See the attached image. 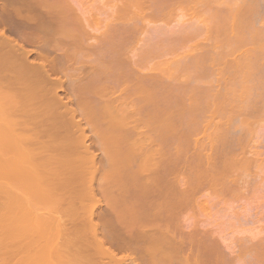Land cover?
<instances>
[{"label":"bare ground","instance_id":"bare-ground-1","mask_svg":"<svg viewBox=\"0 0 264 264\" xmlns=\"http://www.w3.org/2000/svg\"><path fill=\"white\" fill-rule=\"evenodd\" d=\"M9 1L6 0L8 9L0 2V10H3H1L2 13L5 12L0 14V24L8 26L9 20L8 22L6 20L9 18L6 17L10 16V22H14V35L19 42L10 37L4 29L0 30V264H107L108 262L113 264H264V12L261 13L264 11V0H112L113 5L111 0H105L106 5L103 4L105 6H102V9L111 4L113 11L112 13L109 11V14H112H108L112 16L111 22L107 18L106 21L109 24L106 22L103 24L105 29L103 28V31L101 29L102 32H96L100 29L98 30V27L92 24L93 22H89L93 15L90 17L91 15L87 14H93L94 7L88 8L92 11L89 12L86 9L87 2H84L85 11L81 8L85 6L82 2L84 0H22L21 3L18 1L21 4L19 7L22 6L24 10L34 13L32 17H20V19L16 18V15L13 16V13L19 11L17 6L10 7L17 5L18 2L13 0L12 5H8ZM107 1L111 2L107 5ZM258 9L262 11L259 12ZM82 12L83 17L80 16ZM5 14L6 20L3 19L4 16L2 17ZM176 15L184 19L185 24L180 23L182 19ZM176 19L180 20L177 22ZM187 20L190 21L189 24ZM158 22H162L163 25L161 23L158 25ZM170 23L171 26L174 25L173 23H180V26L177 24V28L174 29L175 24L172 29L169 26ZM18 25L28 30L23 31L21 27L18 30ZM94 27L96 30L93 29ZM7 29L11 28L9 29L8 26ZM49 39L52 40V44L49 41L46 42ZM193 39L197 40L191 43L192 45L186 46L188 50L179 57L187 61L181 59L183 62H180L181 60L178 61L175 56L177 61H157L156 64L153 63L154 66L150 65L143 69L139 60L138 62L128 59L130 57L161 58L179 42L180 45L186 44ZM24 45L35 48L33 52L37 54L36 63L30 65L28 58L32 50H26ZM50 49L56 50L53 52L58 54L48 57V54L52 52ZM84 51L85 53L82 54ZM55 58L66 60L58 61ZM78 58H84L85 63L87 62L85 59L89 58L93 61L94 58L96 62L94 60L92 63L98 70L95 71L96 67L92 68L93 70H90L91 68L88 69L89 71L87 68L85 70L84 65L88 67V62L82 65L83 63H79L82 60L77 63ZM97 58H106L104 60L107 64L110 61L111 64L108 65L111 69H113L112 62H118L122 69L121 74L118 76L112 74L117 76L116 78L107 75L110 79L104 77L103 80L101 75L104 73L99 68L102 67L105 70L108 65L101 66ZM205 58H208V61ZM68 61L69 63L74 61L78 66L82 65L84 70L80 66L74 69L79 68L81 72L74 71L72 68L74 63L67 64L72 72L68 71L67 66L66 72L64 67L58 68L63 62ZM96 63L100 66L98 67ZM57 64L60 65L57 66ZM191 67L198 68V71L196 68H194L195 71L193 69L198 73L192 75L195 78L192 84L194 83L195 86L193 85L191 89L192 84L189 85V79H186L188 81H186L187 85L185 82L186 86L173 87L170 81L184 75ZM56 69L64 72L66 76L69 72L72 73L66 78V80L71 78V85L69 80L67 83L72 87L69 90H73V92L70 90L72 97L70 95L71 98L69 97L67 102L72 100L76 104L78 113L83 117L90 110V101L95 104L99 100L98 104H100L101 100L102 102L107 100L104 101V105L119 102L120 100L117 99L119 93L122 94L121 100L125 101V104L121 103L123 105L127 103L131 106L133 102L138 105L139 102L140 107L145 101L148 108L152 110L154 108L153 111L156 113L161 112L159 120L164 119V123L161 122V124L171 129L164 132L166 133L164 139L174 136L176 139L181 137L179 140L184 141V144L179 141L180 144L178 142L175 146V149L177 147L175 152L182 149L177 157L178 163L177 160L174 161L177 164L173 166L178 164L180 166H177L178 169L172 168L171 164H167L168 159L163 163L165 167L161 165L163 169L160 170L161 173L157 172L160 169V166H157L158 162L157 165L156 163L149 165L150 168L142 166L144 170L139 166L136 167L137 169L134 168L137 173L132 169L131 177L137 174L138 179L132 178V180L137 179L136 183L145 185L141 181L145 177L140 171L146 174L152 169L151 172L154 174V167L157 166L156 172L158 175L162 174L163 180L167 182V188L166 184L163 186L165 190L154 188L152 184L156 183V178H153L154 183H150L151 186L146 181L149 187L139 185L143 188L139 189L140 192L143 191L139 194L140 197H137L139 201L137 198V201L129 199V203L128 199L118 196L120 198H116L115 206L105 204L104 209L100 208L97 193L93 188L96 174V166L93 164L94 154L85 144L86 138L81 133L83 128L80 122L74 121L76 113L71 112L69 102L63 101L56 93L61 90V87L59 86L55 91L52 89L53 80L50 78V72L54 70L56 73ZM142 70H147V73ZM83 71H86L85 78L82 75ZM203 72H206L209 78L208 82L204 81L207 84L206 87L200 86L202 81L196 82V78L201 77L200 73L205 74ZM164 77L165 83L162 80ZM162 82L167 85L165 86L168 90L165 91L162 88L165 87L164 85L160 86L159 83ZM113 83L115 84L112 85ZM116 84L121 86L120 89L115 88L118 92L117 96L115 94L117 92L114 91ZM158 85L164 91L158 90ZM108 87L113 89L114 96L112 92V94L106 93V90L104 94L101 93ZM157 92L162 96H166L167 93H169L167 96L172 95L171 103L174 106L169 102L171 104L169 106H156L159 110L161 108V111L155 109V104L158 105L156 100L154 101L155 96L159 95ZM90 94L94 98H88ZM99 94L103 99L99 98ZM129 94H140L137 97L140 100L141 96L142 99L138 101L134 96L132 102ZM183 94L188 95L187 104H190L187 105L182 101L183 96L187 98ZM104 95L107 97L105 98ZM178 101L183 102L184 109L178 107L182 104ZM174 103H177V106ZM170 106L176 109L172 112L171 109H163ZM42 110L50 111L51 116L45 118ZM166 112H170L171 116ZM173 112L175 116L183 112L179 117L180 120L181 116L187 117V120L183 118V121L181 120L184 125L178 121V116L176 123L173 122L176 119L172 115ZM30 117L38 118L39 122L32 127L20 125ZM168 118L173 119L169 120L172 125L181 124L185 128L187 123L189 125L191 122L192 127L187 126L185 130L188 134H186L181 126L170 125ZM85 125L93 127L92 122L86 117ZM116 126L121 125L116 124ZM175 131H180L179 137L177 132L175 135ZM190 131L196 137H193ZM189 133L194 138L193 142L189 143L191 145L188 144V141H192ZM47 134L49 136L45 137ZM160 134L158 133L160 138H157V141H147L163 142ZM112 140L98 139L99 143L104 144L103 151L109 157L114 155L109 150V146L118 141ZM68 141L66 145L63 144ZM122 141L119 140L117 143ZM108 143H110L109 146ZM181 145L188 149L184 146L180 147ZM54 149L57 153L50 155L49 152ZM186 152H190L187 154L190 159ZM11 153L16 156H8ZM83 162L87 164L79 167ZM131 168L133 167H129V170ZM138 169L141 170L138 171ZM66 172L69 173V177L58 179L56 182L62 187L61 189L43 185L48 178L45 177L47 174L55 177ZM141 173L143 179H139L138 175L141 177ZM12 179L19 180L20 190L9 186ZM99 192L106 198L107 194L103 190ZM44 196H47V200H50L52 204L46 205L43 209L36 208L34 200ZM154 197H162V204L158 203L155 206L152 200ZM239 199L243 200L242 204ZM84 200L90 203L84 204ZM210 200L215 201L210 202ZM220 200H229V202L238 200L241 204L236 211L234 208V210L229 209L228 216L230 215L229 218L233 221L229 226V233L232 235L227 237L228 239L223 231L221 233L219 229L214 231L215 228L211 229L212 227L211 230L207 229L209 224H204V226L207 225L204 227V221L199 220V217H205L211 213L209 207L212 204L207 202H215L214 204L217 205V201ZM117 205L127 209L129 218L132 220L122 219L123 215L115 210ZM205 206H209L207 210ZM204 208L210 213L204 212ZM241 208L243 213H237ZM96 210L99 211L96 212ZM191 217L192 222L191 219L189 220ZM234 220H240L246 225H257V227L252 230V227L249 229L245 226L249 230H245L241 238L238 236L241 231L237 232L236 226L233 227ZM125 221L129 222H127L128 228L123 227ZM131 221L132 225L136 223L132 226ZM172 222L177 223L170 227ZM112 226L114 233L111 232L113 229H110ZM117 226L126 229L125 231L124 229L116 230ZM172 228L174 231L171 230ZM53 229L62 230L63 233L52 236L45 234ZM122 231L126 233L125 236L121 235ZM234 232L235 235H233ZM65 242L68 243L66 252L60 251ZM136 242L140 247L135 245ZM106 243L114 244L115 248L111 250L112 246L106 247ZM220 244L225 245L226 249H223L227 254L224 250L222 252ZM134 248H137L136 251ZM115 249L127 250L129 253L118 257ZM134 252L139 255V258ZM133 253L136 257L132 256Z\"/></svg>","mask_w":264,"mask_h":264},{"label":"rangeland","instance_id":"rangeland-1","mask_svg":"<svg viewBox=\"0 0 264 264\" xmlns=\"http://www.w3.org/2000/svg\"><path fill=\"white\" fill-rule=\"evenodd\" d=\"M7 1H9V0H7ZM22 2V0L20 1V0H15V2ZM24 1V0H23ZM79 1V0H78ZM102 1V2H101ZM104 1L105 0H84V1H82L83 3L85 2H87V8H86V4H85V6H83V7H81V8H84V11H85V8L89 11V9L88 8H93V14L91 13V14H87V15H91L90 17H92V15H93V17L92 18H90L91 19V21L89 20V18H88V20H89V22H93L92 24L94 25V26H96V28L98 27V30L99 31H96V32H102L105 28H104V26H103V24L106 22V23H108V21H106L107 20V18H108V20L111 22V19H112V16H109V15H112V14H109V11H110V13H112L111 11H113V6L111 7V4L113 5V1H116V0H111L110 2H111V4H109L110 2H108L107 1V5L109 4V7H105L104 8V10L102 9V6H103V4H105L104 3ZM0 2H2V6L4 7V5H5V7H6V0H0ZM3 2L5 3V4H3ZM11 2V3H10ZM14 2V4H16ZM17 3V5H12V3H13V0L11 1H9V2H7V4L8 5H12V6H10L11 8H13V7H16L17 6V9H19V11L18 12H15V13H13V16H15L16 18H18V19H20V17H22V18H25V17H30L31 15L33 16L34 15V13L32 14V12H28V11H26L27 9H23V7L21 6V7H19L21 4L20 3ZM79 3V2H78ZM20 4V5H19ZM80 4V3H79ZM84 4H82V5H84ZM7 5V6H8ZM81 5V6H82ZM106 5V4H105ZM104 5V6H105ZM1 6V7H2ZM80 6V5H79ZM101 6V7H100ZM103 6V7H104ZM9 7V6H8ZM9 7V10H11V8ZM114 7H115V4H114ZM7 8V7H6ZM22 8V9H21ZM110 8H112V10L110 9ZM260 8L263 10V7H261L260 6ZM3 9H5V8H3ZM8 9V8H7ZM109 9V10H108ZM260 9V11H262ZM2 10V9H1ZM0 10V14H4L5 12H3L2 13V11ZM21 10H22V12H21ZM81 10V9H80ZM114 10H115V8H114ZM88 11H86V13L88 12ZM95 11V12H94ZM258 11H259V9H258ZM259 11V12H260ZM81 12V11H80ZM89 12H92L91 10L89 11ZM264 11H262L261 13H263ZM17 13V14H16ZM18 13H19V15H18ZM27 13V14H26ZM261 13H259V15H261ZM7 14V13H6ZM6 14L5 15H2V17H3V19H5L6 20V18H9V19H7L6 21L8 22V20H9V29L12 31H10V30H8L7 28H8V26L6 25L7 24V22H6V26H4L3 24H0V30H2V29H4L6 32H7V34L10 36V37H12V38H14L15 39V41L17 40V42H19V39L17 38V37H15V35H14V32H13V29H14V22L12 21V19H11V21L12 22H10V16H7L6 17ZM109 14V15H108ZM264 14V13H263ZM8 15V14H7ZM25 15V16H24ZM27 15V16H26ZM180 15V14H179ZM31 16V17H32ZM80 16H84V13L82 12V15H81V13H80ZM176 16H178V15H176ZM181 16V15H180ZM189 16V15H188ZM187 16V17H188ZM263 16V15H262ZM1 17V16H0ZM6 17V18H5ZM88 17V16H87ZM175 17V16H174ZM179 17V16H178ZM21 18V19H22ZM86 18V17H85ZM84 18V19H85ZM180 18V17H179ZM189 18H190V16H189ZM180 19H182V18H180ZM180 19H176L177 20V22H178V20H180ZM185 19H186V17H185ZM82 20H83V18H82ZM105 20V21H104ZM176 20H174V21H176ZM186 21V20H185ZM84 22V21H83ZM171 23H172V21H170ZM184 23V19H182L181 20V22L180 23ZM187 22H188V24L190 23V21H188L187 20ZM12 23V24H11ZM134 23H137V22H134ZM159 23H161V25H163L162 24V22H158L157 24L159 25ZM171 23L169 24V26H170V28H172L173 26H175V24L176 23H173L172 25L173 26H171ZM179 23V24H180ZM91 24V23H90ZM91 24V25H92ZM109 24V23H108ZM133 23H131V25H132ZM178 24V23H177ZM177 24H176V27H173L174 29L175 28H177ZM178 24V25H179ZM185 24V23H184ZM188 24L186 23V26H188ZM130 25V26H131ZM154 25V24H153ZM156 25V24H155ZM16 26V25H15ZM105 26H107V25H105ZM180 26V25H179ZM184 26V25H183ZM7 27V28H6ZM18 30L20 29V27H21V30L23 29V31H27L28 29H24V27H22V26H20V25H18ZM91 27H93V26H91ZM96 28L94 27L93 29L94 30H96ZM104 28V29H103ZM172 28V29H173ZM101 29H102V31H101ZM8 30V31H7ZM15 30H17V28L15 27ZM14 35V36H13ZM201 37V36H200ZM48 38V37H47ZM199 39H201V38H199ZM195 40H197V39H193V40H191V41H189V42H185L186 44H184L183 42V44H177L178 45V47H177V45L174 47L173 46V51L171 50L170 52H166V54L165 55H162L161 56V58H128V59H130V60H133V61H138L139 63H140V66L144 69H146V68H148V67H150V65H152V66H154L153 65V63L154 64H156V62L157 61H168V60H176L177 58V60L179 61V60H181V59H183V58H179L181 55L183 56V54L182 53H184L186 50H188L187 48H186V46H190V45H192L191 43H194V41ZM49 41V43H51V41H50V39L49 40H47L46 42H48ZM88 42H91V41H88ZM52 44V43H51ZM180 46V47H179ZM24 47L26 48V50H32V53L30 54V56H29V58H28V60H29V62H30V65H32L33 63H36L37 62V58H36V56H37V54H36V52H33L34 50H35V48L34 47H32L31 45H24ZM183 47H185V48H183ZM54 49V48H53ZM51 50V49H50ZM52 51V50H51ZM53 51H56V50H53ZM50 52L49 54H48V57H49V55H50V57L51 56H53V55H55L57 52ZM35 53V54H34ZM85 53V51L82 53V54H84ZM58 54V53H57ZM80 55H81V53H79ZM78 54V56H80ZM171 54V55H170ZM181 54V55H180ZM130 56H131V54H130ZM177 58H176V57ZM175 57V58H174ZM53 58V57H52ZM174 58V59H173ZM48 59H50V58H48ZM54 59V58H53ZM56 59V58H55ZM60 59H62V58H58V59H56V60H60ZM70 59H72V58H70ZM70 59H68V60H70ZM75 58H73L72 60H74ZM104 59H106V58H104ZM103 58H97V61L99 60L100 61V65L102 66V65H110L111 64V62L109 61V63L107 64V62H106V60H104ZM55 60V61H56ZM62 60H64V59H62ZM66 60V59H65ZM64 60V61H65ZM72 60H70V61H72ZM77 60V63L79 62V60H84V58H82V59H80V58H78V59H76ZM75 60V61H76ZM87 62H88V67H87V65H84V61L82 62V61H80L79 63L81 64V63H83L82 65H84V69L86 70V68H87V70L88 69H90V70H93V69H95V67L96 66H94L93 65V61L95 60L94 58H93V61H92V59H89V58H87V59H85ZM91 60V61H90ZM105 61V63H103L104 61ZM108 60H110L109 58H108ZM176 60V61H177ZM205 60H207L208 61V58H205ZM54 61V62H55ZM89 61L91 62L90 63V66H89ZM99 61H98V63H99ZM183 61H187V60H184L183 59ZM182 60L180 61V62H183ZM87 62L85 63V64H87ZM95 62H96V60H95ZM56 63V62H55ZM60 63H61V61H60ZM65 62H63L61 65H63V66H61L60 64H57V66H59L58 68H62L63 69V67H64V72H66L65 71V67L67 66L68 67V71H71L70 70V68H69V65H70V63L71 64H73L74 63V61H73V63L72 62H70L69 63V61L67 62V63H65ZM69 63V65H67ZM77 63H74L73 64V66L74 67H72V66H70V67H72L73 69L74 68H77V67H80L81 66V69H82V65H80L79 64V66H78V64ZM130 64L132 63V62H129ZM185 63V62H184ZM183 63V64H184ZM97 64V63H96ZM138 64V63H137ZM159 64V63H158ZM182 64V63H181ZM49 65H50V62H49ZM48 65V66H49ZM52 65V64H51ZM65 65V66H64ZM93 65V66H92ZM99 64H97V66H98ZM99 65V66H100ZM108 65V67H109V69H106V68H108V67H104L105 68V70H103V68L102 67H100L99 68V70L100 69H102V70H100V71H102L104 74H102L101 75V73H100V75L103 77V80H104V77H107V75H110V76H114V75H116L117 74V76H118V74H121V72H122V69H120L121 67H120V64L118 63V62H112V66H113V69H111L110 68V66ZM98 66V67H99ZM111 66V67H112ZM49 69H50V66L48 67ZM93 68V69H92ZM194 68H196V67H194ZM193 67H191V68H189V70L187 71V73H185L184 75H180V76H178V78L177 79H175V80H173V81H170V82H172V84H173V87L175 86V87H178V86H180V87H178V88H182L181 86H183V85H185V82L187 81L186 79H189V85L190 84H192V82H193V80H195V78L192 76V75H194V73H196V72H194L196 69H197V71H198V68H196V69H194ZM72 69V70H73ZM84 69H82V70H84ZM193 69H194V71H193ZM51 70H52V68H51ZM50 70V71H51ZM61 70V69H60ZM76 69H74V71H75ZM78 71H80L79 70V68L77 69ZM76 70V72H78ZM81 70V71H82ZM98 69H97V67H96V70L95 71H97ZM108 70V71H107ZM120 70H121V72H120ZM149 70V69H148ZM205 70H207V69H205ZM58 71H59V69H58ZM58 71H57V69H56V73L54 72V70L52 71V72H50V78H51V80H53V85H52V89L55 91L57 88H59V86L61 87V90L59 91H56V93H57V95L58 96H60V98H62V100L63 101H66V103H68L69 105V107H71V112H75L76 113V115H75V117H74V121L75 122H77V121H79L80 122V124H81V126H82V131H81V133H82V135L86 138L85 139V144L86 145H88V149H89V151L90 152H93V154H94V161H93V164L96 166V174H95V178H94V182H93V188H94V190H95V192L97 193V196H98V199H99V203H100V205H101V209H104L105 208V204H111V205H113V206H115L116 204V198L117 199H119L120 197L122 198V199H128V202L130 203V201H129V199H132V201H133V199H135L136 200V198L137 197H140V195L139 194H142V190H141V192H140V190L139 189H141L140 188V186L139 185H141L142 183H140V182H138V183H136L135 181L138 179L136 176H137V174H136V176H135V174H134V176L135 177H133V175H132V177H131V174H132V172H133V170L132 169H134V168H136V167H138L139 166V168L141 167L142 168V166H147V167H149V165H151L152 163H156L155 165H157L158 164V162H159V164L157 165L158 167L160 166V169L159 170H157V172L159 171V173H161V165H162V167L164 166V164L163 163H165V162H167V160H168V162H167V164H171L172 166L173 165H175V163L177 162L178 163V160H179V158H177V157H179V153L181 154V149L179 150V151H177L178 152V154H176L177 152H175L176 150H177V147H176V149H175V146H176V144L179 142V141H181V140H179L180 138H177L176 139V137H174V136H171V138H170V136L169 137H166L165 139H164V137H165V135H166V133H164V132H167V131H171V129H169V128H167V127H165V126H163V124H161V122H163L164 123V119L162 120V121H160L159 120V113H161V112H159V113H156V112H154L153 110H154V108H153V110H152V108L150 109V108H148V105L145 103V101H143L144 103H145V105H144V103H143V107L142 106H140L139 107V102H138V105H137V103H136V105H135V102H133L132 101V99L134 98V96H138V95H140V94H137V95H130V97H129V95H128V97L131 99H129L130 101H132L133 102V104L135 105V106H133V104H131V106L129 105V104H127L126 103V105H123V104H125V101L123 102L122 100H121V97H120V95H122L121 93H119L118 94V92H117V89H116V91H115V88H119L120 89V87L119 86H117V84L115 85V87L114 86H112V88L114 87V91L115 92H117V93H115L116 94V96H117V94L119 95L118 97H117V99H119L120 101L119 102H112L111 104H109L108 103V105H104L103 103H104V101H107V100H104L103 102H102V100L101 99H103V98H101L102 96L99 94V98H101L100 100V104H98L99 103V100H98V103H92L91 101H90V103H91V105L89 104V107H90V110H89V112H87L88 114H86L85 115V117H86V119H88V120H90L91 122H92V124H93V127L92 128H90V127H86V125H85V117H83V115H80V113H78V111H77V107H76V104L74 103V102H72V100H69L68 102H67V100L69 99V97H70V95H71V97H72V93L70 92V90L72 89V87L71 86H69L68 85V83H67V81L69 80V82H70V80H71V78H69V79H67L66 80V78H67V76H69L70 74H72L71 72H69V75H67L66 76V74H64V72H61V71H59V73H58ZM63 71V70H62ZM80 71V72H81ZM89 71V70H88ZM111 71V72H110ZM116 73H115V72ZM186 71H184V72H186ZM200 71V70H199ZM54 72V73H53ZM142 72H144V73H147V70H142ZM158 72V71H157ZM183 72V73H184ZM200 72H202V70L200 71ZM74 73V72H73ZM84 73H86V71H83V74L82 73H80V74H82L83 75V77H84ZM93 73H94V71H93ZM150 73H152V72H150ZM203 73H205L206 75H207V73L206 72H203ZM52 74H53V76H52ZM75 74H78V73H75ZM79 74V75H80ZM112 74H114V75H112ZM198 73H196V75H197ZM205 74H201L200 73V75H201V79L200 78H198V79H200V80H198L197 78H196V82L198 81V82H200V81H202V82H200V86L202 87V86H207V84L204 82V81H207L208 82V75L207 76H205ZM149 75H151V74H149ZM161 75L163 76V73H161ZM86 76V75H85ZM110 76H108L106 79H110ZM117 76H114L115 78L117 77ZM148 76V75H147ZM65 77V78H64ZM87 77V76H86ZM102 77H100L101 79H102ZM81 78H82V76H81ZM85 78V77H84ZM163 78V77H162ZM161 78V79H162ZM121 79H122V77H121ZM123 81H125L124 79H122ZM163 81H164V83L166 82L165 81V77H164V79H162ZM55 81V82H54ZM188 82V81H187ZM187 82H186V85H187ZM54 83H55V85H54ZM71 83L72 82H70L69 84L71 85ZM163 83V82H162ZM162 83H159L160 84V86H162V85H166V84H162ZM201 83H204L203 85L201 84ZM77 83H75V85H76ZM115 83H113L112 85H114ZM168 84V83H167ZM172 84L170 83V85L172 86ZM196 84V83H195ZM198 84V83H197ZM185 85V86H186ZM194 85V83L191 85V89H192V86ZM199 85V84H198ZM197 85V86H198ZM69 86V87H68ZM74 86V85H73ZM167 86V85H166ZM166 86L165 87H162L165 91L166 90H168L167 88H166ZM195 86V85H194ZM71 87V89L69 90V88ZM75 87V86H74ZM74 87H73V89H74ZM158 87V90H160V91H164V90H162V88L161 87H159V85L157 86ZM157 87H156V89H157ZM190 87V86H189ZM110 88V89H109ZM111 87H108L107 89H104L103 90V92H101V93H103L104 94V91L106 90V93H113V89H112ZM156 89H155V91H156ZM74 90H76V89H74ZM100 90V89H99ZM107 90H109V91H107ZM157 90V91H158ZM196 91H198L197 89H195ZM72 92H73V90H71ZM97 91V90H96ZM102 91V90H101ZM119 91V90H118ZM168 92V91H167ZM166 92V93H167ZM170 92V91H169ZM111 93V94H112ZM159 92H157V94H158ZM165 93V92H164ZM165 93V94H166ZM114 93H113V96L115 95ZM163 94V93H162ZM169 93H167L166 94V96H162L160 93H159V95H157V97L155 96V98H154V101L156 100V102H157V104L158 105H156L155 104V109H157V107L156 106H160V107H163L164 105H166V106H169V104L171 103V100H172V102H173V98L171 97L172 95L171 94H174V93H172L171 92V96H167ZM178 93H176V95H177ZM92 94H90V97H88V98H94L93 96H91ZM109 95V94H108ZM156 95V94H155ZM161 95V96H160ZM164 95V94H163ZM175 95V94H174ZM180 95V94H179ZM183 95H185V94H183ZM183 95H181V96H183ZM105 96V95H104ZM126 96V95H125ZM178 96V95H177ZM187 98H188V95H185ZM70 97V98H71ZM95 97H98V95L96 96L95 95ZM107 96H105V98H106ZM127 97V96H126ZM127 97V98H128ZM174 97H176V96H174ZM104 98V99H105ZM114 98H116V97H114ZM126 98V99H127ZM140 98L142 99V97L140 96ZM157 98V99H156ZM187 98H184V96H183V102L184 103H186L187 104V102L189 101V98L187 99ZM16 99V98H15ZM73 99V98H72ZM95 99H97V98H95ZM122 99H124V98H122ZM125 99V100H126ZM140 99V100H141ZM177 99H178V97H177ZM18 100V99H17ZM17 100H16V102H17ZM136 99H134V101H135ZM137 100L138 101H140L139 100V98L137 97ZM158 100V101H157ZM75 101V100H74ZM114 101V100H113ZM122 101V102H121ZM130 101H128V103L130 102ZM148 100H146V102H147ZM151 101V100H150ZM153 101V102H154ZM175 101V100H174ZM95 102V101H94ZM170 102V103H169ZM179 102V101H178ZM183 102H179V103H182L181 105L179 104V108H181V107H183L182 105H183ZM65 103V102H64ZM73 103V104H72ZM121 103H123V104H121ZM150 103V102H149ZM103 104V105H102ZM142 104V103H141ZM168 104V105H167ZM172 104V106H174L173 105V103H171ZM170 104V105H171ZM174 104H176V106H177V103H174ZM188 104H190V103H188ZM187 104V105H188ZM93 105V106H92ZM128 105V106H127ZM91 106H92V108H91ZM146 106V107H145ZM154 105H152V107H153ZM172 106H170L169 108H163L164 110L165 109H171V112L174 110V109H176V107H174V109H173V107ZM28 107V106H27ZM88 107V108H89ZM149 107H151V105L149 106ZM185 107H186V105H185ZM149 109V110H148ZM178 109V108H177ZM182 109V108H181ZM183 109H184V107H183ZM186 110H187V107L185 108ZM189 109H190V107H189ZM158 111H161L162 109L160 108V110L159 109H157ZM186 110H183L184 112L186 111ZM61 111H63V110H61ZM77 111V112H76ZM179 111V110H178ZM188 111V110H187ZM163 112V111H162ZM165 112V111H164ZM166 113H169L170 114V112H166ZM166 113H164V114H166ZM180 113H183V112H180ZM180 113H179V116H180ZM42 114L44 115V117L46 118V116H51L50 114H51V112L50 111H48V110H42ZM164 114H162L163 115V117H164ZM175 114H178V113H175ZM172 115H174V112H173V114ZM169 116V115H168ZM170 116H171V114H170ZM175 116V115H174ZM178 116V115H177ZM177 116H175L176 117V119L175 120H173V122H175V121H177ZM178 116V121H181L182 120V118H183V116H181V120H180V117ZM186 116V115H185ZM65 117V116H64ZM162 116H160V118H161ZM187 117H185V118H183L184 120H187L186 119ZM29 119V118H28ZM166 117H165V121H166ZM189 119V118H188ZM170 118H168V123L170 124V121H172V120H170ZM160 121V122H159ZM183 121V120H182ZM182 121L180 122V123H182ZM39 122V119L38 118H32V117H30V119L29 120H26V121H24V122H22L20 125L21 126H29V127H32V126H35V124H37ZM167 122V121H166ZM187 122H189V121H187ZM176 123V122H175ZM180 123H178V124H180ZM116 124H120L121 126L119 127V126H116ZM166 124V123H165ZM186 124V123H185ZM190 124H191V122H190ZM189 124V125H190ZM123 125V126H122ZM161 125V127L159 128V126ZM170 125H172V123L170 124ZM174 125H176V124H173L172 126H174ZM182 125H184L183 123H182ZM182 125L180 124V125H176V126H181L182 127ZM188 125V123H187V125H186V127L185 128H183L184 129V131L186 132V128H188L187 126H189ZM171 126V127H172ZM175 126V127H176ZM191 126V125H190ZM170 127V128H171ZM192 127V126H191ZM191 127H190V129H191ZM116 128V129H115ZM172 128H174V127H172ZM180 128V127H179ZM178 128V129H179ZM176 130H177V127L175 128ZM182 129V130H183ZM174 130V129H173ZM180 131H181V129H180ZM179 131V132H180ZM176 132H177V136H178V131H175L174 133H175V135H176ZM184 132V133H185ZM188 132H189V130H188ZM191 132V131H190ZM158 133H161L160 135H162L161 136V139H163L162 141L163 142H149V141H147V140H155V141H157V138H160V136L158 135ZM169 133V132H168ZM172 133H173V131H172ZM172 133L170 132V134L172 135ZM193 133H195V132H193ZM183 134V133H182ZM186 134H188L187 132H186ZM191 134H192V132H191ZM190 133H189V136L191 135ZM192 135H194V134H192ZM47 136H49V134H47V135H45V137H47ZM180 136V135H179ZM178 136V137H179ZM182 137H184V136H182ZM190 137H191V139H190ZM189 137V139L190 140H194V138H192V136H190ZM193 137H196V135H194ZM99 138H103V139H106V140H109V139H113V140H126V141H124V143H123V141H122V143H115V144H113L112 145V143H111V145L109 146V144L110 143H108L107 145L110 147V151H112V153L114 154L112 157H109L104 151H103V145L104 144H101V143H99L98 142V139ZM186 138H188V137H186ZM160 139V140H161ZM112 140V141H113ZM127 140H128V142H127ZM185 140V139H184ZM188 140V139H187ZM193 140L192 141H188V144L189 143H192L193 142ZM182 142V141H181ZM184 142V141H183ZM182 142V143H183ZM67 143H69V141L68 142H66V143H63L64 145H66ZM178 144H180V142L178 143ZM184 144V143H183ZM186 144V143H185ZM187 144V145H188ZM106 145V146H107ZM115 145V146H114ZM189 145H191V144H189ZM193 145V144H192ZM114 146V147H113ZM182 146H184V145H181L180 147H182ZM186 149H188L186 146H184ZM183 147V148H184ZM189 147V146H188ZM192 147V146H191ZM191 147H190V150H191ZM116 150H118L117 152H115ZM189 150V151H190ZM188 151V150H187ZM57 153V151L54 149V150H51L50 152H49V154L50 155H54V154H56ZM190 153V152H189ZM189 153H187L186 152V155L187 154H189ZM122 154H123V156H122ZM176 154V155H175ZM16 156V154H13V153H11V154H8V156H11V157H15ZM119 155H121L122 156V159L120 160L119 158H121V156H119ZM178 155V156H177ZM118 156H119V158H118ZM188 156V155H187ZM180 157H181V155H180ZM188 158H189V156H188ZM175 159V160H174ZM178 159V160H177ZM190 159V158H189ZM177 160V161H176ZM169 161H176V162H170L169 163ZM190 161H192V160H190ZM193 162V161H192ZM176 163V164H177ZM194 163V162H193ZM87 163H85V162H83V163H81L80 165H79V167H83L84 165H86ZM153 165V164H152ZM151 165V166H152ZM179 165V164H178ZM177 165V166H178ZM150 166V167H151ZM156 166V167H157ZM172 166H170V167H172ZM177 166H173L172 168H174L175 167V169H178L177 168ZM180 166V165H179ZM121 167V168H120ZM129 167H133V168H131V170H129ZM149 167V168H150ZM156 167H154L155 168V173L153 174V172H151V171H153L152 169H151V171H149L148 173H151L150 175L148 174V173H146V174H144L145 172H143V171H140V172H142L143 173V177H145L144 179L142 178V173H141V177H140V175H138L139 176V179L140 178H142L143 180H141L142 182H143V184L145 183V185H141V186H147V187H149L148 185H146V182H148L147 184H149L150 185V183H154V181H153V178H156L155 179V181H156V183H154V184H152L153 186H154V188H157V189H160V188H163V186L165 185V187L166 186H168L167 185V182H165V180H163L164 179V177L162 176V174H160V175H158V173L156 172ZM158 167H157V169H158ZM165 167V166H164ZM48 169V168H47ZM137 169V168H136ZM136 169H134L135 171L134 172H136L137 173V171H136ZM143 170H144V168H142ZM139 170H141V169H138V171ZM163 170V169H162ZM47 172H48V170H46ZM129 172H131V173H128ZM146 172H147V170H146ZM50 173V172H49ZM139 173V172H138ZM51 174V173H50ZM50 174H49V176H50ZM156 174V175H155ZM130 175V176H129ZM153 175H155V176H153ZM158 175V176H157ZM49 176H48V174L45 176V177H48V178H46V180L44 181V184L43 185H48V186H51V187H53V189H61L62 187H60V185H58V183H56L57 181H58V179H63V178H67V177H69V173H65V174H58L57 176H53V175H51L50 176V179H49ZM157 176V177H156ZM161 177V178H160ZM132 178H137V179H135V181H133L132 180ZM159 178V179H158ZM161 179V180H160ZM151 180V182H149ZM163 180V181H162ZM167 180V179H166ZM140 181V180H139ZM146 181V182H145ZM168 181H170V180H168ZM163 182V183H162ZM140 183V184H139ZM162 183V184H161ZM158 187H157V186ZM161 185V186H160ZM9 186L10 187H16L18 190H20V187H21V185H19V180H17V179H12V181L9 183ZM139 186V187H138ZM151 186V185H150ZM152 186V187H153ZM153 188V189H154ZM167 188V187H166ZM166 188H163L164 190L166 189ZM135 189V190H134ZM143 189V188H142ZM104 191L106 194H107V196H106V198H104L103 196H101L100 195V192L99 191ZM137 190V191H136ZM145 190V189H144ZM140 192V193H139ZM164 192H166V191H164ZM207 194V193H206ZM205 195V194H204ZM118 196H120V197H118ZM210 196V195H209ZM212 196V195H211ZM27 197V196H26ZM163 197V196H162ZM162 197H154V198H152V200H153V204H155V206L158 204V203H161L162 202ZM208 196H206V198H207ZM203 198H205L204 196H203ZM209 198H211V197H209ZM209 198H208V200H209ZM213 198V197H212ZM48 199V197L47 196H44L43 198H40V199H36V200H34V206L36 207V208H39V209H43V208H45L46 207V205L47 206H50L51 204H52V202L50 201V200H47ZM138 199V201L140 200L139 198H137ZM164 199H166L165 197H164ZM163 199V200H164ZM201 199H202V197H201ZM227 199V198H226ZM134 200V201H135ZM204 200V199H203ZM225 200V199H224ZM230 200H232V199H230ZM240 200V199H239ZM131 201V202H132ZM137 201V200H136ZM136 201H135V203H136ZM165 201V200H164ZM206 201V200H205ZM212 200H210V202H211ZM213 201H215V200H213ZM212 201V202H213ZM242 201L243 200H240V202H241V204H242ZM210 202H207V203H209L210 205L212 204V206H210L209 204V206H207V207H209L210 209V211H211V213L210 214H207L208 216H205V217H199V220H200V222L202 221H206L205 223L203 222V226H204V224H209L208 226H209V228L208 227H206V226H204V227H206L207 229H210L211 227V229H214V231H216V230H220V233L223 231L224 232V234H225V236H226V238L228 237H230L232 234H230L229 233V231H230V228H229V226H231L230 224L232 223V221L233 220H231L229 217H230V215L228 216V214H230V210H231V208L234 210V211H236V209L238 208V206L239 207H241V204H240V202H238V200H234V201H230L229 202V200H227V201H217V205H215L214 203H210ZM220 202V203H219ZM83 203L84 204H89L90 202H88L87 200H84L83 201ZM164 203V202H163ZM119 204H121V202H119ZM138 204V203H137ZM136 204V205H137ZM162 204V203H161ZM206 204V203H205ZM230 204V205H229ZM132 205H133V203H132ZM217 206L216 208H215V206ZM206 206H205V208H206V210L208 209ZM134 208H137V206H134ZM197 208V207H196ZM205 208H204V210H205ZM198 209V208H197ZM214 211H213V210ZM216 209V210H215ZM230 209V210H229ZM115 210L116 211H118V213L119 214H121V215H123V217H122V219H125V220H129V219H131V218H129V214H128V212L126 211L127 209H125L123 206H121V205H117L116 207H115ZM139 210V209H138ZM203 210V211H204ZM204 211V212H206V213H208L207 211ZM240 210V209H239ZM243 208H241V210L240 211H237V213L238 212H240L241 214L243 213ZM99 210H96V212H98ZM197 211V210H196ZM199 211V210H198ZM197 211V212H198ZM203 211H201V212H203ZM233 211V212H234ZM137 212V211H136ZM216 212H217V214H216ZM227 212H229V213H227ZM263 212V211H262ZM227 215H226V214ZM140 214V213H139ZM203 214V213H202ZM199 215L201 216V214L199 213ZM198 215V216H199ZM206 215V214H205ZM197 216V217H198ZM134 217H136V216H134ZM194 217V216H193ZM196 217V216H195ZM194 217V218H195ZM133 218V217H132ZM140 218V217H139ZM139 218H136V219H139ZM193 218V219H194ZM183 219V218H182ZM182 219H180V220H182ZM191 219V222H192V217L191 218H189V220ZM240 219V218H239ZM132 220V219H131ZM135 219L133 218V221H134ZM141 220V219H140ZM139 220V221H140ZM196 220H198L197 218H196ZM195 220V221H196ZM199 220L197 221V222H199ZM229 220H231V221H229ZM238 220V219H237ZM235 221L234 220V224H233V227L234 226H236V230L235 231H241L240 233H238V236L239 237H241V235L244 233V231L245 230H249L251 227H252V230H253V228H255V227H257V225H246V223L244 224L242 221H240V220H242V219H240L239 221ZM142 221V220H141ZM174 221H176V220H174ZM183 221V220H182ZM194 221V220H193ZM123 222H124V220H123ZM126 223H125V225L123 226V227H126V228H128L127 226V222L128 221H125ZM138 222V221H137ZM231 222V223H230ZM240 224H239V223ZM242 222V223H241ZM129 223V222H128ZM132 223V221L130 222V225H132L131 224ZM136 223V222H135ZM134 223V224H135ZM175 223V222H174ZM174 223L172 222V224H170V227H171V225H174ZM177 223V222H176ZM175 223V224H176ZM187 224H188V222H186ZM185 223V224H186ZM133 224V225H134ZM141 224H142V222H141ZM141 224H139V225H141ZM187 224H186V226H187ZM258 225H259V223H257ZM117 224H115V226H116ZM119 225V224H118ZM132 225V226H133ZM114 226V227H115ZM136 226H138V225H136ZM142 226V225H141ZM175 226V225H174ZM185 226V225H184ZM185 226V227H186ZM247 228H249V229H247ZM123 227H118L117 226V228H116V230L117 229H121V230H123V231H125V229L126 228H123ZM131 227V226H130ZM135 227V226H134ZM170 227H169V231H170ZM238 227V228H237ZM174 228V227H173ZM171 229V230H173L174 231V229ZM217 228V229H216ZM244 228V229H243ZM108 229V228H107ZM110 229L112 230L113 229V231H111L112 233H114L115 231H114V228H113V226H112V228L110 227ZM210 229V230H211ZM231 229H233V228H231ZM121 232V235L122 236H125L126 235V233L125 232ZM213 231V230H212ZM232 231V230H231ZM57 233H63V231L62 230H51V231H48L47 233H45L47 236H52V235H55V234H57ZM219 233V234H220ZM215 234H216V232H215ZM217 234H218V231H217ZM236 233L234 232V234L233 235H235ZM229 235V236H228ZM244 235V234H243ZM214 236V235H213ZM216 236V235H215ZM223 237H225L224 235H222ZM238 236H236V237H238ZM227 238V239H228ZM242 238V237H241ZM222 243V242H221ZM67 244L68 243H64V244H62V246H61V248H60V251H63V252H66V247H67ZM137 244V242L135 243V245ZM106 245V247H108V246H112L111 247V250L113 249V248H115V246H114V244H109L108 245V243H106L105 244ZM132 245V244H131ZM138 246H139V244H137ZM134 246V245H133ZM220 246H221V244H220ZM225 246V245H224ZM224 246H221V250H222V252H223V248H225ZM135 247V246H134ZM137 247V246H136ZM140 247V246H139ZM110 248V247H109ZM135 249V248H134ZM137 249V248H136ZM136 249H135V251H136ZM139 249V248H138ZM226 249V248H225ZM116 253V256H118V257H122V256H125V255H127V253H129V252H127V250H125V251H123V249H121L120 251H117L116 249L114 250ZM139 251H137V253H138ZM224 252H226V250H224ZM135 253V252H134ZM134 253H133V255L132 256H134ZM137 253H135V255L137 254ZM226 254H227V252H226ZM137 258H139V255L137 254ZM134 257H136V256H134ZM107 264H113L112 262H108ZM127 264H129V263H127Z\"/></svg>","mask_w":264,"mask_h":264}]
</instances>
